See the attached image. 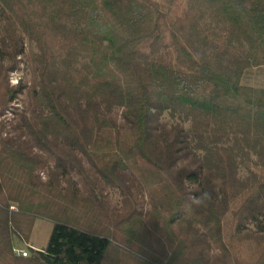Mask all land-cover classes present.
<instances>
[{"label": "trees", "instance_id": "obj_1", "mask_svg": "<svg viewBox=\"0 0 264 264\" xmlns=\"http://www.w3.org/2000/svg\"><path fill=\"white\" fill-rule=\"evenodd\" d=\"M254 71L264 0H0V264H264Z\"/></svg>", "mask_w": 264, "mask_h": 264}, {"label": "rangeland", "instance_id": "obj_2", "mask_svg": "<svg viewBox=\"0 0 264 264\" xmlns=\"http://www.w3.org/2000/svg\"><path fill=\"white\" fill-rule=\"evenodd\" d=\"M21 76V73L11 74L10 75V84L15 85L18 77ZM247 81V82H246ZM243 82V84L248 86H259L264 87V72L254 71L247 80ZM9 107H13V105H9ZM9 109V108H8ZM10 111V110H8ZM6 111V112H8ZM10 116H6L3 118L4 120L9 119ZM42 180L44 181V172L40 174ZM114 199V196L112 195ZM52 229L51 222L44 219H37L33 225L32 233L30 240L27 245L18 244L16 242L13 252L16 256H20L22 258H26L29 255L30 250L40 251L45 248L47 241L49 239L50 233ZM23 255H26L23 257ZM109 264V263H106Z\"/></svg>", "mask_w": 264, "mask_h": 264}, {"label": "built area", "instance_id": "obj_3", "mask_svg": "<svg viewBox=\"0 0 264 264\" xmlns=\"http://www.w3.org/2000/svg\"><path fill=\"white\" fill-rule=\"evenodd\" d=\"M26 256V255H23V257Z\"/></svg>", "mask_w": 264, "mask_h": 264}]
</instances>
